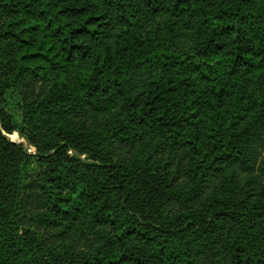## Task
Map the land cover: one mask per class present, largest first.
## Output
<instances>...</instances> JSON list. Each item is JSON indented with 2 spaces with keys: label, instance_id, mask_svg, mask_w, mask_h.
Listing matches in <instances>:
<instances>
[{
  "label": "trees",
  "instance_id": "1",
  "mask_svg": "<svg viewBox=\"0 0 264 264\" xmlns=\"http://www.w3.org/2000/svg\"><path fill=\"white\" fill-rule=\"evenodd\" d=\"M0 264H264V0H0Z\"/></svg>",
  "mask_w": 264,
  "mask_h": 264
},
{
  "label": "rangeland",
  "instance_id": "2",
  "mask_svg": "<svg viewBox=\"0 0 264 264\" xmlns=\"http://www.w3.org/2000/svg\"><path fill=\"white\" fill-rule=\"evenodd\" d=\"M7 106L10 109V111L12 112V114L14 115V117L20 122L22 119L21 118L22 112L18 108L17 100L13 97L9 98L8 102H7ZM9 138H11V140L15 141V142H24V139L21 138L18 133H14V134L10 135Z\"/></svg>",
  "mask_w": 264,
  "mask_h": 264
}]
</instances>
